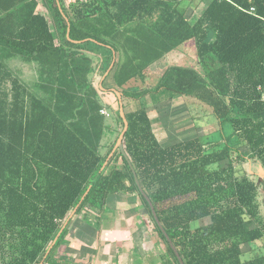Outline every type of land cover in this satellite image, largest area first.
<instances>
[{
    "label": "trees",
    "instance_id": "1",
    "mask_svg": "<svg viewBox=\"0 0 264 264\" xmlns=\"http://www.w3.org/2000/svg\"><path fill=\"white\" fill-rule=\"evenodd\" d=\"M42 1L54 27L40 0H0V264H61L55 253L74 217L101 215L118 193L140 199L165 244L160 264H180L128 159L114 150L124 121L110 89L121 128L101 152L105 92L93 75L98 66L106 72L114 52L129 123L123 145L184 263L264 264V251L247 257L241 248L264 241V217L258 185L238 167L249 158L264 166V0H209L194 22L183 0ZM192 38L202 71L170 67L154 87L131 85ZM12 58L36 64L35 89L9 68ZM161 89L200 101L231 135L212 151L198 138L161 146L145 106L126 108Z\"/></svg>",
    "mask_w": 264,
    "mask_h": 264
},
{
    "label": "crops",
    "instance_id": "2",
    "mask_svg": "<svg viewBox=\"0 0 264 264\" xmlns=\"http://www.w3.org/2000/svg\"><path fill=\"white\" fill-rule=\"evenodd\" d=\"M40 5L41 2H39L38 11L46 13L48 9L44 7L45 11H41ZM196 6L197 4L192 6L191 3L181 4L185 16L192 22L196 21L201 13L195 15L192 12L187 15L188 10L185 8L188 7L194 11ZM114 57L113 61H116V53ZM15 62L21 63L15 65ZM8 66L28 88L34 89L37 86L36 64L24 62L20 58H12ZM113 67L104 79L106 72L103 74V68L100 66L93 75L94 83L96 85L98 83L105 92L101 93L106 105L102 110L107 112L103 113L106 117L101 149L103 154L110 150L121 128L113 106L115 95L107 91V89L113 91V88L119 90L114 81L115 67ZM170 67H186L202 71L194 38L183 42L149 65L145 70V79L133 80L131 85L139 89L154 87L161 75ZM99 74L101 77L96 81L95 78H99ZM30 77L36 79L30 82L28 81ZM132 102L138 104V107L145 106L152 122L153 132L163 147L198 138L206 149L207 142L218 141L217 139L223 134L228 135L232 132L231 126L228 123L220 124L218 118L206 105L195 98L174 91L167 89L152 91L140 100L130 102L135 105ZM161 242L154 231L150 217L145 214L141 201L136 195L110 194L101 215H98L95 209H88L74 217L65 242L55 253V259L61 264H160V254L165 251Z\"/></svg>",
    "mask_w": 264,
    "mask_h": 264
},
{
    "label": "rangeland",
    "instance_id": "3",
    "mask_svg": "<svg viewBox=\"0 0 264 264\" xmlns=\"http://www.w3.org/2000/svg\"><path fill=\"white\" fill-rule=\"evenodd\" d=\"M71 1H75V0H65V3L66 4H69ZM202 1V2H201ZM41 2V5H40V10L43 11L44 10V7H46L45 4H43V1L40 0ZM185 3H191L192 6H195L197 4V6L195 7L194 11H192L190 8L186 7L185 9L188 10V13L187 15H190L192 14V12H194L195 15H198L202 12L203 8H204V5L207 3L206 0H183L182 1V4H185ZM45 11V10H44ZM51 10H47L45 14H48V16L50 15L51 16V25L52 27H54L55 25V21H54V17L51 15ZM8 62V61H7ZM9 63V62H8ZM21 63V62H20ZM19 62H15V65L17 64H20ZM22 67V66H21ZM24 68V67H23ZM99 78H95L96 81H98V79H100L101 77V74H99L98 76ZM32 78V79H31ZM35 77H30V79L28 81L31 82V80H33ZM36 79V78H35ZM34 88V87H33ZM35 89V88H34ZM112 98H114V96L112 95ZM115 99V98H114ZM133 101V100H127L126 103V108L127 110H130L131 108H133V106H138V104H131L130 102ZM113 106H114V110L117 112V104L116 102L114 101L113 103ZM226 129V128H225ZM227 132L229 131L228 129L226 130ZM228 135H231L228 134ZM218 141H215V142H207L206 144V149L208 150H213V149H217L218 147H221L222 144L221 142L224 141V138H223V135L222 137H220L219 139H217ZM237 141V140H236ZM217 143V144H216ZM221 144V145H220ZM121 161V160H119ZM226 162H223V164H225ZM238 165V164H237ZM239 168H241L242 170V173H246L251 179H254L258 182V186H259V190H258V201H260V206H261V216L264 217V190L262 188V184L259 183L260 180L258 181V178H255L254 176L256 175V173H261L263 170H264V166L262 164V162L258 159V158H249L247 159L245 162L242 163L241 167L238 166ZM129 204V203H128ZM127 205V204H126ZM128 206V205H127ZM209 220L208 219H203V220H196V221H193L192 222V226L195 227V226H198L200 224H205L207 223ZM156 233V232H155ZM157 234V233H156ZM158 239H160L158 237ZM161 241V240H160ZM163 244V248H165V244L163 242H161ZM158 244V243H157ZM242 248V251L245 253V255L248 257L249 256V253L251 251H253L254 249L253 248H259L260 251H264V241H257L255 243H250V244H242L241 246Z\"/></svg>",
    "mask_w": 264,
    "mask_h": 264
},
{
    "label": "water",
    "instance_id": "4",
    "mask_svg": "<svg viewBox=\"0 0 264 264\" xmlns=\"http://www.w3.org/2000/svg\"><path fill=\"white\" fill-rule=\"evenodd\" d=\"M67 36L69 37V28H68ZM114 53H115V52H114ZM114 62H115V61L112 62V64H111V66L109 67L108 71H106L105 75L103 76V79H104L105 76L108 74L109 70L113 67ZM103 79H102V81H103ZM101 84H102V83H101ZM112 90H113V92L116 93V95H117V97H118V100H119V111H120V115H121V117H122V119H123V121H124V128H123L122 132L120 133V135H119V137H118V139H117V142H116V145H115V147H114V150H116V149L119 148L120 151L122 152V154L126 157V159H128L129 164H130V166H131V168H132V170H133V173H134V176H135L136 183H137V185H138V187H139L141 193L143 194V196L145 197V199H146V200L148 201V203L150 204L151 209H152V212H153V215H154V218H155L157 224L159 225L160 229H161L162 232L164 233V235H165L166 239L168 240L170 246H171L172 249L174 250L176 256L178 257V259H179V261H180V264H185L184 261H183V259H182L181 256H180L178 250L176 249L174 243L172 242L170 236L168 235V233H167L166 230L164 229L163 225L161 224V221H160V219H159V217H158V215H157V211H156V209H155V207H154V205H153V203H152L150 197L148 196V194L145 192V190L143 189L142 185L140 184V181H139V179H138V176H137V174H136V171H135V169H134V167H133V165H132V163H131V161H130V158L128 157V155H127V153H126V151H125V148H124V145H123V139H124V136H125V134H126V132H127V130H128L129 123H128V120H127V117H126V114H125V111H124V104H123V99H122V94H121V92H120L119 90H117L116 88H113ZM74 211H75V210H74ZM74 211H72V213H70V215H69L68 219L66 220L65 224L68 223V220H69V219L71 218V216L74 214Z\"/></svg>",
    "mask_w": 264,
    "mask_h": 264
},
{
    "label": "flooded vegetation",
    "instance_id": "5",
    "mask_svg": "<svg viewBox=\"0 0 264 264\" xmlns=\"http://www.w3.org/2000/svg\"><path fill=\"white\" fill-rule=\"evenodd\" d=\"M248 176V175H247ZM249 177V176H248ZM255 178H258V181L260 180L259 183L262 184V188L264 190V170L261 172V173H256V175L254 176ZM250 178V177H249ZM251 179V178H250ZM253 181H255V183L258 185V182L254 179H252ZM258 190H259V186H258ZM259 203V209L261 208L260 206V201H258ZM260 212H261V209H260ZM261 214V213H260Z\"/></svg>",
    "mask_w": 264,
    "mask_h": 264
},
{
    "label": "built area",
    "instance_id": "6",
    "mask_svg": "<svg viewBox=\"0 0 264 264\" xmlns=\"http://www.w3.org/2000/svg\"><path fill=\"white\" fill-rule=\"evenodd\" d=\"M259 89L262 92L263 100H264V86H259ZM102 113H107V112L105 110H102Z\"/></svg>",
    "mask_w": 264,
    "mask_h": 264
}]
</instances>
